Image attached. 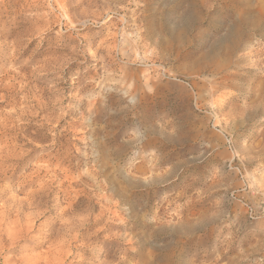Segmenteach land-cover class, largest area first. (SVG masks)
<instances>
[{"label":"rangeland","instance_id":"obj_1","mask_svg":"<svg viewBox=\"0 0 264 264\" xmlns=\"http://www.w3.org/2000/svg\"><path fill=\"white\" fill-rule=\"evenodd\" d=\"M0 114V264H264V0H0Z\"/></svg>","mask_w":264,"mask_h":264},{"label":"bare ground","instance_id":"obj_2","mask_svg":"<svg viewBox=\"0 0 264 264\" xmlns=\"http://www.w3.org/2000/svg\"><path fill=\"white\" fill-rule=\"evenodd\" d=\"M59 5V4H58ZM25 79V78H24ZM16 82V81H15ZM15 86V85H14ZM16 89V88H15ZM12 91V90H11ZM14 91V90H13ZM7 92V91H6ZM5 94V93H4ZM24 97V96H23ZM3 98V97H2ZM7 98V97H6ZM25 98V97H24ZM4 100V99H2ZM42 101V100H41ZM7 103V102H6ZM25 106V105H24ZM23 108V107H22ZM11 112V111H10ZM6 114V113H5ZM1 115V114H0ZM65 116V115H64ZM66 179V178H65ZM71 207V206H70ZM28 228V227H27ZM28 230V229H27ZM27 232V231H26ZM28 233V232H27Z\"/></svg>","mask_w":264,"mask_h":264}]
</instances>
